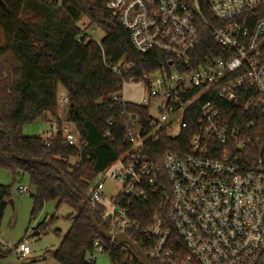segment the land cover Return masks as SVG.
Returning a JSON list of instances; mask_svg holds the SVG:
<instances>
[{
    "label": "built area",
    "instance_id": "2783aa9c",
    "mask_svg": "<svg viewBox=\"0 0 264 264\" xmlns=\"http://www.w3.org/2000/svg\"><path fill=\"white\" fill-rule=\"evenodd\" d=\"M107 8L138 53L168 59L153 73L123 81L113 96L118 105L139 106L146 115L123 112L130 148L91 184L89 204L102 211V228L113 239L95 242L88 263L115 247L130 253V246L114 240L126 235L151 264H264V158L251 171L242 164L249 162L246 149L259 142L251 133L264 115V0H107ZM204 28H210L215 47L201 57ZM107 66L117 76L135 68ZM138 83L148 96L141 104L128 102L126 87ZM57 105L69 107L67 93ZM61 121L41 136L45 146L63 131V147H82L81 132L72 134ZM185 132L189 144L159 154L157 164L152 147ZM155 188L159 207L140 216L144 222L133 220L138 202ZM9 253L19 260L31 248L27 241L11 245L0 239V254Z\"/></svg>",
    "mask_w": 264,
    "mask_h": 264
},
{
    "label": "trees",
    "instance_id": "16d2710c",
    "mask_svg": "<svg viewBox=\"0 0 264 264\" xmlns=\"http://www.w3.org/2000/svg\"><path fill=\"white\" fill-rule=\"evenodd\" d=\"M84 18L89 26L105 32L100 43L79 28ZM214 45L210 28H204L197 54L209 55ZM167 59L157 52L138 53L119 18L108 10L107 0H62L60 6L44 0H0V169L9 171L14 182L23 175L29 177L34 189L32 219L50 202L58 208L68 205L76 212L71 229L54 253L58 264H89L94 243H108L94 227L82 197H88L98 175L130 148L123 112L146 115L139 106L118 105L113 96L123 81L153 73ZM119 64L135 68L117 76L107 66ZM60 88L69 96V121L81 132L80 148L63 147V131L50 148L40 136L22 133L24 126L39 120L62 122L57 105ZM251 136L259 142L246 149L249 162L242 164L249 171L255 169L259 157L264 158V115H258V127ZM187 143L188 132L177 141L163 137L152 147L158 152L157 164H161L159 154L180 151V145ZM161 179L167 185L164 174ZM11 187L0 185V228ZM159 193L155 188L146 200L139 201V215L132 219L144 222L140 216L155 212L161 202ZM93 215L104 227L102 211L94 210ZM52 222L43 223L40 231ZM109 251L112 264H138L131 263V254L123 247Z\"/></svg>",
    "mask_w": 264,
    "mask_h": 264
},
{
    "label": "rangeland",
    "instance_id": "374dc122",
    "mask_svg": "<svg viewBox=\"0 0 264 264\" xmlns=\"http://www.w3.org/2000/svg\"><path fill=\"white\" fill-rule=\"evenodd\" d=\"M90 22L84 18L78 26L92 40L100 42L105 37V32L96 26H89ZM156 78V77H155ZM153 79V77L151 78ZM65 93L59 89L58 97ZM128 102L141 104L148 96V88L143 83L128 85L124 91ZM59 117L67 123L68 129L76 135V128L69 121V108L59 106ZM51 124L39 120L32 125L24 126L22 133L25 137H41L50 130ZM76 159H72L75 162ZM0 185L12 186L11 196L0 228V239L11 245L27 241L31 248V254L25 258L17 259L14 253H9L5 258L0 254V262L3 264H58L54 259L55 251L60 247L72 227L76 212L68 205L58 208L56 202L46 204L44 210L32 219L34 202L32 195L34 189L30 185L29 177L23 175L16 182L9 171L0 169ZM28 187L27 192H21L20 187ZM110 188V186L108 185ZM109 190V189H107ZM116 188H114L115 195ZM110 194V190L108 191ZM111 196V199L113 198ZM13 202V205L10 203ZM46 231L41 232L43 223H50ZM39 234V235H38ZM6 255V254H5ZM96 264H112L110 257L105 253L97 254Z\"/></svg>",
    "mask_w": 264,
    "mask_h": 264
},
{
    "label": "water",
    "instance_id": "95a60500",
    "mask_svg": "<svg viewBox=\"0 0 264 264\" xmlns=\"http://www.w3.org/2000/svg\"><path fill=\"white\" fill-rule=\"evenodd\" d=\"M82 200L87 204L88 206V213H89V216H90V219L94 225V227L98 230V232L106 239L108 240H111L113 239L112 236H110L103 228L102 226H100L95 218H94V215H93V210L89 204V199L87 196H84L82 197ZM10 203L13 205V202L10 201ZM39 235V234H38ZM115 241L117 242H120L122 244H126L128 246H130L131 250H130V253L132 255H134V257L137 259V261L139 262V264H151L146 256V254L143 252V250L138 246L136 245L132 240H130L126 235H120L119 237H116L114 239ZM141 259H140V258Z\"/></svg>",
    "mask_w": 264,
    "mask_h": 264
},
{
    "label": "crops",
    "instance_id": "0c3cea01",
    "mask_svg": "<svg viewBox=\"0 0 264 264\" xmlns=\"http://www.w3.org/2000/svg\"><path fill=\"white\" fill-rule=\"evenodd\" d=\"M64 92H65V91H64ZM65 93H66V92H65ZM48 123L51 124V122H48ZM48 131H49V130H48ZM46 132H47V131H46ZM46 132H45V133H46Z\"/></svg>",
    "mask_w": 264,
    "mask_h": 264
}]
</instances>
